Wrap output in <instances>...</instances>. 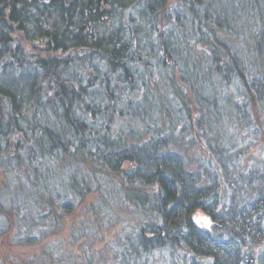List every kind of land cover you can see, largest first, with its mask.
Segmentation results:
<instances>
[{"label": "trees", "instance_id": "trees-1", "mask_svg": "<svg viewBox=\"0 0 264 264\" xmlns=\"http://www.w3.org/2000/svg\"><path fill=\"white\" fill-rule=\"evenodd\" d=\"M143 1L144 10L141 9L138 16L157 22L149 31L157 28L159 44H163L162 51L167 55L166 40L163 41L155 16L165 10L170 14L169 7L179 0ZM135 2L137 0H74L73 4H67L65 0H0V76L3 77L0 79V153H9L4 154V161L11 164L9 170L23 167L18 176L33 170L35 175L40 173L39 181L42 182L46 180L47 170L39 167L51 158L64 156L88 158L94 161L93 164L97 158H102L106 168L121 174L123 185L118 189L123 192L126 206L133 214L128 227L121 226L118 233L111 236L107 247L95 253L98 259L93 264H100L96 261L101 259V264H264V248L259 247L264 241V187L256 191V197H239L238 190L232 189L228 198L224 199L218 195L219 184L215 173L209 170L201 173L197 167H188L182 155L167 148L170 139L167 137L168 128L164 134L161 133L163 124L152 132L159 138L152 140L141 138L130 125L129 119L138 121L147 116L150 105H133L126 100L129 97L127 91L121 95L118 85L108 87L106 78L109 80L110 75L115 74L123 90L131 88L133 84L130 81L134 82L138 72L135 61L144 59L142 52L130 47L132 36L125 34L128 32L121 21L124 10ZM181 3L183 11L179 13L178 9L176 18L173 14L169 17H172L173 23L181 24L183 16L186 17L184 7H188V12L195 14L197 35L190 40L189 32H185L187 38L184 37L196 46L205 44L202 30L207 18L206 15L200 16L196 6L206 4L207 0H182ZM205 10L208 11L207 6ZM231 10L219 9V15L208 14L207 20L217 23L218 28L224 25L229 33L237 19V14L234 16ZM37 12L43 15L41 20L35 19ZM51 12L56 13V18ZM101 17L105 20L99 30L93 24ZM114 17L119 19L116 29L108 26ZM259 17L263 28L258 30L263 31L264 16ZM134 19L133 16L131 20ZM82 21L89 24L86 29H91L90 33L86 34V29L79 26ZM211 29L210 33L215 35V28ZM15 31L23 33L25 39L49 38L55 42L56 48L60 46L64 51H79L81 47L95 50L106 60V72L103 70L100 73L87 54L85 58L89 62L80 68L86 79L83 77L80 81L74 74L64 77L67 66L80 63L81 54L85 51L65 59L52 55L35 57L28 55L15 40ZM137 35L139 33L135 32V43L139 40ZM205 46L210 50L215 44L206 43ZM147 47L150 48V44ZM215 70V74H220L222 78L233 73L243 78L241 73L247 69L242 71L238 62H232V65L225 62L216 65ZM250 84L257 90L259 80L254 77ZM100 88L104 92L102 95ZM125 100L126 108L121 109L119 105ZM116 108H119L117 116L121 119L125 117L126 121L124 125L121 121L122 125L118 127L127 126L126 132L132 131L130 134L125 132L124 136L117 131L113 136ZM163 111L170 113L169 109ZM26 115L30 118H25ZM187 116H190L189 111ZM19 119L24 121L18 122ZM13 133L27 143V154L24 151L20 153ZM217 152L224 170L222 160H226V152L221 149ZM222 153L224 156H221ZM231 172H227L228 176L232 175ZM35 181L33 179L32 182ZM79 183L80 188L87 190L88 183ZM66 186L74 194L78 192L77 180L68 179ZM43 187L48 185L44 183ZM149 188L152 191L149 192ZM79 192L82 193L80 197L85 194V191ZM75 203L64 200L63 211H69ZM197 209L211 217L213 224L210 227L197 224L193 218ZM258 248L261 250L256 253Z\"/></svg>", "mask_w": 264, "mask_h": 264}, {"label": "rangeland", "instance_id": "rangeland-1", "mask_svg": "<svg viewBox=\"0 0 264 264\" xmlns=\"http://www.w3.org/2000/svg\"><path fill=\"white\" fill-rule=\"evenodd\" d=\"M180 1L169 7L170 14L175 18L177 11H183ZM65 2L73 4L74 0ZM143 4L144 1L137 0L121 15L124 29L128 32L125 34L132 36L130 47L144 55L143 61H135L138 72L134 82L130 81L133 86L123 90L115 74L110 75L109 80L106 78L108 87L118 85L121 95L127 91L129 97L126 100L133 105L143 103L151 106L147 116H142L138 121L129 119L130 125L141 138L152 140L159 138L152 132L163 124L161 133L164 134L167 128L169 133L167 148L182 155L188 167H197L201 173L207 170L215 173L219 184L218 195L224 199L228 198L232 189L238 190L239 197H256V191L264 187V30H258L263 28L259 15L264 16V0H207L206 4H197L196 10L201 17L206 15L207 19L208 14L219 15V9H232L230 12L235 13L234 16L237 14L229 33L224 25L218 28L212 20H204V42L215 44L210 50L206 49L205 44L196 46L190 42L197 35V25L195 14L189 13L188 7H184L188 10L183 12L186 17L183 16L181 24L173 23L166 10L159 12L155 18L159 21L157 25L163 41L166 40L167 55L162 51L163 44H159L157 28L149 31L157 22L138 16L141 9L144 10ZM206 6L208 11L205 10ZM50 14L56 18L55 12ZM133 16L135 19L132 21ZM42 17L39 12L35 15V19L41 20ZM113 19L108 26L116 29L119 19ZM104 20L103 17L99 18L94 27L102 29L100 26ZM80 25L83 30L89 28V24L83 21ZM211 28H215V35L210 33L213 31ZM90 31L86 29L84 32L88 34ZM135 32L139 33L138 43L134 42ZM185 32H189L190 40L186 39ZM14 38L28 55L35 57L52 55L65 59L85 51L81 54L80 63L67 66L64 77L74 74L82 81L85 74L80 68L89 62L85 58L87 54L100 73L103 70L106 72V60L95 50L81 47L79 51H64L60 46L56 48L55 42L49 38L25 39L24 34L17 31ZM149 44L150 48L147 47ZM220 62H231V65L238 62L242 71L247 70L241 73L243 78L234 76V73L222 78L220 74H215L216 65ZM225 68L229 69V66L225 65ZM235 68L238 70V65ZM254 77L259 80L257 90L250 84ZM182 78L188 85L184 84ZM99 93H104L101 88ZM126 100L119 105L121 109L126 108ZM166 109L170 113L163 111ZM118 110L116 108L115 113ZM187 111L190 116H187ZM49 115L52 116V113L49 112ZM25 118L30 117L26 115ZM119 119L121 117L116 113L113 136L117 131L125 136L128 128H119L126 122L125 117ZM23 121L19 119L18 122ZM170 122H173L171 129ZM13 140L18 143L20 153L24 151L27 154L24 139H19L13 133ZM220 149L227 156L225 161L222 160L224 170L218 161L221 159L217 152ZM4 154L0 153V264H93L98 259L95 253L107 247L111 236H115L121 226L128 227L133 212L126 206L127 200L118 189L123 185V178L120 173L106 168L102 158H97L94 164L88 158L74 156L51 158L43 167H39L47 170L46 180L42 182L39 181L40 173L35 175L33 170L24 171L26 174L22 176H18V172L23 167L9 170L11 164L4 161ZM230 171L232 175L228 176L227 172ZM33 179H36L35 183ZM68 179L78 181L76 194L66 186ZM84 181L88 183L87 190L80 188L79 182L85 184ZM44 183L48 185L47 188L43 187ZM79 191H85V194L80 197L82 193ZM66 199L76 202L69 211L62 208ZM193 218L204 228L213 224L211 217L201 209L193 213ZM259 247L264 248V241ZM96 262L101 264L103 260Z\"/></svg>", "mask_w": 264, "mask_h": 264}]
</instances>
